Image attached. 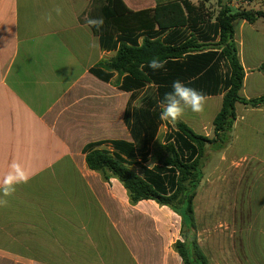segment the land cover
<instances>
[{"label": "crops", "instance_id": "obj_1", "mask_svg": "<svg viewBox=\"0 0 264 264\" xmlns=\"http://www.w3.org/2000/svg\"><path fill=\"white\" fill-rule=\"evenodd\" d=\"M124 1L134 12L161 4L156 0ZM105 2L0 0V179L13 160L21 161L31 174L29 182L18 185L7 198V207H0V264H67L72 248L69 235H76L74 225L80 213L72 209L85 208L87 203L97 207L100 217L116 232L113 236L120 247L113 255L126 258L115 264H183L174 248L178 235H125L122 227L119 230L114 211L135 205L117 179L104 181L86 164L85 153L91 147L112 151L114 141L133 142L126 111L129 105L131 109L140 107L148 90L121 89L124 77L117 73L108 81L91 73L100 62L116 55V50L102 47L100 37L86 24V18L102 17ZM57 6L63 8V15L51 24L44 22L43 14ZM233 27L246 73L241 96L257 98L244 91L251 73H257L264 83V59L255 60L251 53L242 55L238 49L240 44L245 46L246 32H253L255 26L239 19ZM251 45L254 50H264L262 40ZM257 86L258 82H252V87ZM216 97L223 99L222 95L207 98ZM240 105L236 112L241 123L246 117ZM150 162L142 165L150 167ZM143 202L154 201L138 204ZM55 214L61 215L58 247L48 231L44 235L31 232L33 223L48 222Z\"/></svg>", "mask_w": 264, "mask_h": 264}, {"label": "trees", "instance_id": "obj_2", "mask_svg": "<svg viewBox=\"0 0 264 264\" xmlns=\"http://www.w3.org/2000/svg\"><path fill=\"white\" fill-rule=\"evenodd\" d=\"M207 1L195 5L190 0H171L134 12L124 0H106L101 8L105 24L99 31L92 28L102 47L116 50V55L100 62L91 73L103 81L117 73L124 77L121 89L148 90L140 107L131 109L129 105L126 111L133 142L114 141L112 151L91 147L85 153L86 164L104 181L117 179L132 205L154 201L180 216L186 233L174 248L183 264H209L192 235L194 200L205 176L208 151L221 152L232 143L237 104L264 106V95L253 99L241 96L246 73L238 56L233 27L239 19L255 24L264 18V12L234 10L226 0H218L220 10L212 18L205 12ZM153 57L166 61L165 68H148ZM176 80L207 97L223 96L222 106L213 119V137L195 132L181 119L174 126L160 121V104ZM162 123L167 127L165 142L156 144ZM149 159L153 166L142 165ZM134 166L141 169V174Z\"/></svg>", "mask_w": 264, "mask_h": 264}, {"label": "rangeland", "instance_id": "obj_3", "mask_svg": "<svg viewBox=\"0 0 264 264\" xmlns=\"http://www.w3.org/2000/svg\"><path fill=\"white\" fill-rule=\"evenodd\" d=\"M156 1L166 3L171 0ZM190 1L195 5L203 3V0ZM225 2L234 10L264 12V0ZM204 7L212 18L220 10L218 0L204 2ZM254 26L253 32H246L245 46L240 44L238 49L242 55L251 53L255 60H263L264 50H254L251 43L264 41V18L258 19ZM261 81L257 73H251L244 94L250 98L264 95V83ZM252 82H258V86L252 87ZM217 98H207L204 111L200 114L185 109L181 120L202 135L213 137L212 120L222 104ZM139 103L140 99L136 104ZM240 106L245 112V122H238L237 117L232 143L226 150L208 151L205 176L194 200L195 228L192 235L196 236L209 264H264V106L261 107L263 110L243 104ZM160 127L156 144L165 142L166 124L162 123ZM158 151L155 150L156 153ZM152 164L151 159L149 165ZM133 169L141 174L139 167ZM70 193L77 196L73 191ZM79 198L82 202V195ZM59 210L55 209L56 212ZM72 210L80 213L75 225L71 224L76 229V235H69L72 248L67 264H115L126 258L120 253L113 255L112 251L120 247L113 236L116 232L104 216L100 217L97 207L87 203L85 208ZM114 212L113 219L118 222L119 230L122 227L125 235H178V240H184L186 229L182 226L181 218L169 208H162L154 202H143L134 208L121 206ZM33 224V234L44 235L48 231L54 235V246L60 245L61 215L55 214L52 219L49 216L48 222Z\"/></svg>", "mask_w": 264, "mask_h": 264}, {"label": "clouds", "instance_id": "obj_4", "mask_svg": "<svg viewBox=\"0 0 264 264\" xmlns=\"http://www.w3.org/2000/svg\"><path fill=\"white\" fill-rule=\"evenodd\" d=\"M55 14V15H54ZM63 15V8L57 6L51 11L45 12L42 20L46 23H53L55 17ZM87 26L99 31L103 28L105 21L103 17L86 18ZM166 61L153 57L147 67L153 71H159L165 68ZM141 65V70H143ZM155 87V84L152 85ZM207 96L183 83L180 80L173 81L172 91L167 92L160 104L159 119L162 122L170 123L173 126L177 124L185 113V109H190L193 113L200 114L204 111ZM31 179L30 172L25 165L19 160H13L8 165V170L0 179V207H7L9 197L13 196L18 185L27 184Z\"/></svg>", "mask_w": 264, "mask_h": 264}]
</instances>
